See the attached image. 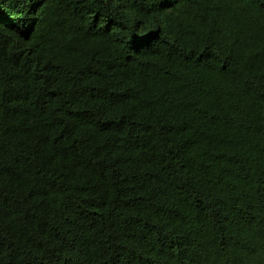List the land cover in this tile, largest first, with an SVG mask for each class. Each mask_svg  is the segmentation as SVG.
Instances as JSON below:
<instances>
[{"label": "trees", "instance_id": "obj_1", "mask_svg": "<svg viewBox=\"0 0 264 264\" xmlns=\"http://www.w3.org/2000/svg\"><path fill=\"white\" fill-rule=\"evenodd\" d=\"M0 264H264V0H0Z\"/></svg>", "mask_w": 264, "mask_h": 264}]
</instances>
